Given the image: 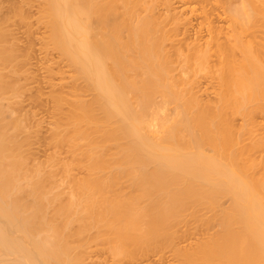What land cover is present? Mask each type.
I'll use <instances>...</instances> for the list:
<instances>
[{
	"label": "bare ground",
	"instance_id": "1",
	"mask_svg": "<svg viewBox=\"0 0 264 264\" xmlns=\"http://www.w3.org/2000/svg\"><path fill=\"white\" fill-rule=\"evenodd\" d=\"M37 1L38 19L47 32L44 44L71 70H63L69 81L58 82V88L52 85L50 95L57 115L50 136L55 145H68L71 158L61 162L60 172L59 167L51 169L54 158L46 172L25 161L17 134L27 131L26 125L6 108L12 102L8 93L19 92L20 82L16 86L8 78L19 76L22 53L17 54L20 48L9 41L12 28L8 31L2 25L8 20L0 16V264H106L88 260L92 251L102 250L112 264L164 245L174 249L180 264H264V157L250 155L255 147L264 149V135L252 129L253 114L264 112V42L251 45L239 38L241 29L250 28L256 18L264 25V0L217 3L226 21L218 15L232 29L230 37L227 25L220 31L223 27L212 24L218 11L213 15L210 1L177 0L182 5L174 6L171 2L176 0H158L164 5L161 17L171 16L173 26L180 22L179 26L181 14L189 11L200 12L199 25L202 19L207 23L210 37L206 39L207 32L205 41L184 39L185 51L183 39L173 45L168 33L164 37V29L156 27L158 7L152 13L150 2ZM12 4L11 14L28 19L21 1ZM142 9L150 13L144 15ZM141 10L143 15L138 14ZM172 15L180 21L175 23ZM214 27L219 29L215 35L227 31L228 38H213ZM167 102L175 103L173 116H160L165 120L157 129L161 133H149L152 120L148 118L147 125V109ZM235 116L241 119L238 127ZM97 137L106 140L104 145L111 141L113 146L109 142L104 148L114 151L107 154ZM221 198L228 204H220ZM189 218L202 228L217 222V229L206 227L212 233L207 229L195 243L175 248L178 223Z\"/></svg>",
	"mask_w": 264,
	"mask_h": 264
},
{
	"label": "rangeland",
	"instance_id": "2",
	"mask_svg": "<svg viewBox=\"0 0 264 264\" xmlns=\"http://www.w3.org/2000/svg\"><path fill=\"white\" fill-rule=\"evenodd\" d=\"M13 1V2H12ZM20 1H21V5H23L24 6V8L26 9V12L28 13V19L26 18V19H23V20H21L20 18H19V16H17V14H16V16H15V13H13L12 12V14H11V7H12V3H15V4H17L18 2H19V4H20ZM171 1V0H170ZM210 1V4H209V6H210V8H212L211 10L213 11V15H214V13L215 12H217L218 11V13H215V14H220L221 15V17H223V15L221 14V11L219 12V10L221 9L220 8V5L219 4H217V3H221V1L222 0H220V2L217 0H206V2L208 3ZM212 1V2H211ZM26 3V5L24 4V3ZM144 5H147V3H148V5L147 6H149V2L151 3V5L153 6V7H151L150 6V10H151V12L152 13H154L155 11H153L154 10V8L156 7H158L157 8V12L155 13V14H157V17H158V19L160 18V20H158L160 23V26L157 24L156 25V27H158V29H162L164 32H162V30H160V31H158V33L160 32H162L163 33V35H164V37H166V33H168V35H167V38H169V39H171L173 42L175 41L176 43L174 44L173 43V45H176V46H178L179 44V42H177L178 40L177 39H183V42H181L180 43V45L182 44V43H184L185 44V41L187 40H190L191 41V39L192 38H195V40L194 41H196L197 39L196 38H200V39H202L203 41H205V39H204V36H206V34H208L209 33V36H206V39H207V37L209 38L210 37V31H209V26L207 25V28H208V31L206 30V25L205 24H207V23H205V21H203V19H202V22H204L203 23V25H199V23H200V21L199 20H201V18H202V15L200 14V12H196V11H194L193 13L195 14V13H197V16H195L192 12H184L183 14H181V24L180 25H182L183 24V27H181L180 28V25L178 26V24L180 23H178V19H179V21H180V17L178 18V19H176V17L174 16V15H172V17L174 18V21H175V23L177 22L178 24L177 25H171V20L172 19H170L171 18V16L169 17V15H165V20H166V17L168 16V18H169V20H168V18H167V20H166V23H165V20H164V15L162 14V16H163V18L161 17V10L163 9L164 10V8L162 7V6H164L163 4H162V1H161V5H160V1H159V3H158V0H157V3H156V1L155 2H153L152 0H149L148 2H147V0L145 1L144 0ZM176 2V3H175ZM189 2H191V4H193L194 6H195V4H196V2H192V1H188V4H189ZM206 2H205V4H203L201 1H200V3H202L201 5H206ZM214 2L217 4V7H216V9H214L215 8V4H214ZM0 16H2L3 18H4V20H5V22H7V20H8V22L6 23L7 25H5V23H3L2 25L9 31V30H11V28H12V30L11 31H9L8 33H10V35L12 34V32H13V36H9L10 38H9V41H10V39H11V41L10 42H12V40L14 41V43H15V45L14 46H16V49H17V47H19L18 49V52L19 53H17V54H19L20 55V53H22L23 54V56H22V54L20 55V56H18L19 58H18V60H21V61H18L19 62V64L20 65H18L19 67H21V68H19L18 67V73H19V76H18V74L17 73H14L16 76H18V77H16L15 75V78H18V79H16V80H14L15 78L13 77V76H11V75H13V74H9L10 76H9V81L11 82V83H13V84H16V86H18V83H19V85L20 86H22V87H20V86H18V88H19V92H17V94H18V96H17V94L16 95H14L13 93V91L12 92H9L8 93V96L9 97H7V98H9V101L8 102H10V99H11V101L12 102H10V103H8V107H6L7 109L9 108V110H11L13 113H12V115H13V117L16 119L17 118V121L18 122H24L22 125H26V130L27 131H25V132H20L19 131V133L17 134L19 137H20V141H22L21 143H22V152L24 153L23 154V156L24 155H26V162H27V164H29L30 165V168H34V167H31L32 165H40V166H42L41 168H42V170L43 171H45V169H46V171H49V170H51L52 168H58L59 167V169H60V164H62L61 162H64V160L66 161V162H69V159L71 158V155H70V153H69V148H68V145L66 144V143H60V142H58L59 143V145H58V143L55 145L54 144V140L52 141V137L50 136L51 134H52V129H53V127H54V122H55V119H56V117H57V115L55 114V112L53 111L54 109H53V107H52V100H51V97H50V95H51V89H53V86L52 85H55L54 87L56 88V86H57V88L59 87V85H60V83L62 84V82L64 83V81L65 82H68L69 80H68V78L66 79V78H63V77H65V72L63 71L64 69H65V71H66V73L68 74L69 72L68 71H71L69 68H68V66L66 65V62H65V60L63 61L62 59H61V57L59 56V54L57 53V51H55L54 49H51V48H49V47H47V46H45V44H44V37L46 36V34H47V32L45 31V28H44V25H43V23H42V21L41 20H39L38 19V16H39V12H38V1L37 0H0ZM34 4V6H33V4ZM153 3H154V5H153ZM172 3V5H174V3H175V5L176 6H178V5H182L181 4V2H178L177 0L176 1H172L171 2ZM198 3V2H197ZM200 3H198V4H200ZM234 3H237V2H234ZM8 4V6H6ZM28 4V5H27ZM155 4H157L156 6H155ZM159 4V5H158ZM178 4V5H177ZM187 4V3H186ZM198 4L196 5V6H198ZM174 5V6H175ZM192 5V6H193ZM222 5H223V2H222ZM191 6V5H190ZM207 6V5H206ZM205 7V6H204ZM141 8H143V6L141 7ZM155 8V9H156ZM197 8H200V5L197 7ZM208 10H209V8H208V6L206 7ZM217 8H220V9H218L217 10ZM144 9V8H143ZM142 9V10H143ZM142 10L140 11V13H138L139 15H143V13L141 14V12H142ZM158 10H160L159 12H160V14H159V16H158ZM162 10V12H164ZM214 10H215V12H214ZM212 11H211V13H212ZM10 12V13H9ZM137 12H139V7L137 8ZM143 12H145L144 13V15L146 14V12H149L150 13V11H144L143 10ZM8 13V14H7ZM191 13L193 14V15H191ZM3 14V15H2ZM5 14V15H4ZM14 14V15H13ZM148 14V13H147ZM198 14H200V15H198ZM11 15V16H10ZM37 15V16H36ZM217 15H214L213 17H212V24H213V22H214V24L213 25H215V23L217 24V25H219L220 27H223V29L221 28L220 29V31L221 30H223V31H225L226 30V25H227V22L225 23V21H226V19H227V17H223V19L225 20H223L222 18H220V16L218 17ZM8 18H6V17ZM155 16V15H154ZM179 16V15H178ZM177 16V17H178ZM198 16L200 17V19L198 18ZM218 18H217V17ZM10 17V18H9ZM35 17H37V18H35ZM191 17V18H190ZM31 18V19H30ZM220 18V19H219ZM12 19V20H11ZM37 19V20H36ZM164 20V23H162L163 22V20ZM176 19V20H175ZM25 20V21H24ZM173 21V20H172ZM25 22H26V24H25ZM183 22H185L186 24H184ZM199 22V23H198ZM258 22H259V17H258V19L256 18V21H254V23L251 25L252 26V28H251V26H249L250 28H247L246 30L244 29V31L242 32V29H241V32H240V36H239V38L240 39H242V40H244V42L246 41V42H249V43H251V45L253 44H261V42H264V27H262V26H264L263 25V23L262 24H258ZM164 24L163 25V27H162V24ZM11 24V25H10ZM173 24V23H172ZM258 26H261V27H253V25L254 26H256V25ZM9 28H8V27ZM177 26V27H176ZM185 26H187L188 27V29H186L185 28ZM155 27V28H156ZM230 26L229 25H227V31H228V35H229V37H230V29L228 30V28H229ZM175 28H178V29H176V31H175ZM215 28V27H214ZM212 29L211 31H213L212 32V34H213V36H212V34H211V36L214 38V32L216 31V30H219V29H217V28H215V29ZM225 28V29H224ZM255 28V29H254ZM181 29H184V32H182L181 31ZM185 29H186V31H185ZM254 29V30H253ZM232 30V29H231ZM239 30V29H238ZM237 30V31H238ZM250 30V31H249ZM220 31L215 35V37H217V38H221V40L222 41H224V36H225V34H226V36L225 37H227V31L225 32V34H224V32H221L220 33ZM251 31H252V33H251ZM208 32V33H207ZM233 32V31H232ZM216 33V32H215ZM236 35H239V33H235ZM199 35H201L200 37H199ZM202 35H203V38H201L202 37ZM219 35V36H218ZM221 35V36H220ZM222 35H224L223 37H222ZM253 35V36H252ZM198 36V37H197ZM231 36L233 37L234 36V32L233 33H231ZM13 37V38H12ZM244 37V38H243ZM187 38V39H186ZM228 38V37H227ZM246 38V39H245ZM169 39H164V41H165V43L167 44V42H168V45L169 44H172V43H170V40ZM174 39V40H173ZM184 39H185V41H184ZM199 39V40H200ZM249 39V40H248ZM177 40V41H176ZM193 40H192V42H193ZM198 40V41H199ZM180 41V40H179ZM182 41V40H181ZM189 41V42H190ZM251 41V42H250ZM254 43H253V42ZM257 41H260V42H257ZM189 42H187V43H189ZM202 42V41H201ZM245 42V43H246ZM13 43V44H14ZM19 43V44H18ZM203 43V42H202ZM17 44H18V46H17ZM43 44V45H42ZM256 44V45H257ZM181 47H182V50L183 51H185V48H184V45L182 46L181 45ZM180 47V48H181ZM184 48V49H183ZM29 50V51H28ZM28 53V54H27ZM27 56V57H26ZM21 58V59H20ZM212 58V57H211ZM58 59H59V61L61 60V62L59 63V61H58ZM18 62H16V68H17V63ZM61 66H60V65ZM23 65V66H22ZM59 65V66H58ZM59 67V68H58ZM62 67V69H60ZM24 68V69H23ZM52 68V69H51ZM68 68V69H67ZM6 69H4V71H5ZM22 70H24V71H22ZM50 70H53V72H51ZM7 71V70H6ZM16 71V72H17ZM50 72H51V74H50ZM57 72V73H56ZM7 73V72H6ZM24 73V74H23ZM62 73V74H61ZM63 74H65L64 76H63ZM70 74V73H69ZM62 75V78H59L60 76ZM13 77V78H12ZM68 77V76H67ZM13 79V80H12ZM201 83L204 85V84H206V80H203L202 78H201ZM203 81H204V83H203ZM58 82H60L59 84H58ZM200 83V84H201ZM57 84V85H56ZM201 84V85H202ZM64 88V87H63ZM65 90V89H64ZM209 91H210V89H208ZM48 92V93H47ZM10 94H13V95H10ZM11 97V98H10ZM210 97H212L211 96V94H210ZM160 99V96H157V100H159ZM211 99V98H210ZM15 101V102H14ZM18 102V103H17ZM169 103H171V104H169ZM174 102H167V103H165L166 105L165 106H163V107H165V109L162 107V106H159V105H151V106H153L154 107V109H155V107H156V109L155 110H153V107H149L150 108V110H149V108L147 109V111H146V113H145V115H144V119L146 120V121H148L147 122V125H149V123H150V121H151V126L148 128V126H147V130L149 131V129L151 130V131H149V133H152V134H155V132H156V134H159V133H161L160 132V130H158L159 132L157 133V129L159 128V126L161 127L162 126V121L163 122H165V120H167V118H170L171 116H173V112H171L173 109V106H175V103L173 104ZM65 104V103H64ZM62 105V108L63 107H66V105ZM173 105V106H172ZM167 106V107H166ZM172 106V107H171ZM160 107H162L163 109H161ZM171 107V108H170ZM11 108H13V109H11ZM152 108V109H151ZM166 108H168L170 111H167L166 110ZM64 109V108H63ZM66 109V108H65ZM172 109V110H171ZM154 112H153V111ZM158 110H161V111H158ZM5 111V110H4ZM151 111L153 112V113H151ZM6 112V111H5ZM168 112H170V114L168 113ZM7 113V112H6ZM11 113V112H10ZM148 114V115H147ZM154 114V115H153ZM169 114V115H168ZM156 115V116H155ZM158 115V116H157ZM153 116V117H152ZM160 116H164V117H166V119L165 120H163L164 119V117H161L160 118ZM150 119V121H149V119ZM152 118V119H151ZM159 118V119H158ZM254 118V119H253ZM160 119H161V121H160ZM20 120V121H19ZM252 120H253V127L254 128H252V129H254V130H256V132L253 130V134H255L256 133V135H258V133H259V136H260V134L263 136L264 135V112H257V113H255V115L253 114V117H252ZM233 121H236V122H233L234 123V125H236V127H238L237 125H238V123H240L241 122V119L239 118V117H236L235 116V119L233 120ZM238 121V122H237ZM161 123V124H159V123ZM167 122V121H166ZM237 123V124H236ZM24 125V126H25ZM52 126V127H51ZM260 127V128H259ZM257 128V129H256ZM162 129L163 128H161V131H162ZM155 130V131H154ZM69 132V131H68ZM67 132V133H68ZM24 133H25V135H24ZM27 133V134H26ZM71 132H69V134H70ZM243 136H246V135H243ZM243 136H241L242 138H244V139H247L246 137H243ZM255 136V135H254ZM19 137H17V138H19ZM99 138V139H98ZM102 138V137H101ZM241 138V139H242ZM97 140H98V143L100 144L102 141H103V145L101 144V146H100V148L103 146V149H105L104 147H106V145H110V144H112V146H113V143L111 142V141H109V142H111L110 144H109V142L107 141L106 142V144L104 145V141H106V140H100V137H97L96 138ZM243 140V139H242ZM51 141V142H50ZM82 141V139L79 141V142H81ZM85 141V140H84ZM83 141V142H84ZM246 141H249V139H247ZM246 141H241V142H243L244 143V146H247V143H245ZM64 142V141H63ZM240 142V143H241ZM108 143V144H107ZM242 143V144H243ZM243 146V145H242ZM109 148H111V149H109ZM113 148L114 147H108L107 148V150H113ZM257 147H255V148H253V149H251L250 150V155L252 156V157H254V158H256L257 157V159L259 158V156L260 155H262V158L264 157V155H263V153H264V149H262V148H260V147H258L259 149H256ZM107 150L105 149L104 151L105 152H107ZM107 152V154L108 153H111V152ZM114 151V150H113ZM259 153H258V152ZM263 151V152H262ZM255 152H257V153H255ZM210 154H212V152H210ZM261 157V156H260ZM24 158H25V156H24ZM53 158L55 159V160H57L58 162H60V163H57V161H54L53 160ZM69 158V159H68ZM52 160L54 161V164H52L53 162H52ZM60 160V161H59ZM68 160V161H67ZM55 163H57V165H59V166H57ZM51 164H52V166L53 167H51ZM28 165V166H29ZM37 167V166H36ZM51 167V169H48L47 170V168H50ZM54 168V169H55ZM58 169V171L60 172L61 171V169L59 170ZM74 171L73 172H75L76 170H77V168H75L74 169V167L72 168ZM56 170V169H55ZM45 171V172H46ZM58 176V178L61 176L60 175V173H58L57 174ZM61 192H63V194L65 195V190L63 191V190H61ZM62 196V198H64L65 196L62 194V193H60ZM222 200L224 199V198H221ZM222 200H219V203L220 204H224V205H227L228 203V201H227V198H225L224 200H223V202H222ZM224 202H226L227 204H225ZM224 205H222V206H224ZM212 213L210 212V215H211ZM192 220V221H191ZM188 222L190 221L191 223H192V225H194V226H192L191 224H189L188 222L187 223H185V222H179L177 225H178V227H180L179 229H178V232H179V235H177V236H180V237H182V239L181 238H179L180 240H177L178 239V237L177 236H175L176 238H174L173 240L175 241V244H174V241H173V245H176V246H174L175 248L176 247H182V244H184L183 246L184 247H188L189 245H186V243L187 244H189L188 242L190 241L191 243H195V241H197L199 238H197V240L195 239L194 240V238H196V237H200L199 235H201L202 237H203V235H202V233L203 234H208V232H206V230L208 229V228H210V229H212V231L214 232L216 229H217V225H216V227H215V224H217V222H213V223H211L210 225H211V227H210V225H206V227H208L206 230H205V225H203V228H204V231H205V233H204V231L202 230L203 228H202V226H200L199 225V223L195 220V223L193 224V219H191V218H189L188 220H187ZM196 222L198 223V224H196ZM186 225H185V224ZM181 224H182V227H181ZM187 224L188 225H190V226H188L187 227ZM214 225V227H213V225ZM176 225V226H177ZM195 225H196V228H197V225H198V227L200 228H198V229H196L195 228ZM178 227H176V228H178ZM186 227V228H185ZM192 227H193V229H192ZM219 227V226H218ZM189 231H188V230ZM210 229H208V231H210ZM215 229V230H214ZM185 230H186V232H185ZM191 231H192V233H191ZM212 231H210L211 233H212ZM182 232H184L183 234H182ZM189 232V233H188ZM180 233L182 234V236L180 235ZM185 233H187L186 234V237L187 238H185ZM205 236V235H204ZM201 238V237H200ZM186 239V240H185ZM176 241L177 242H179L180 243V245H179V243L177 244L176 243ZM194 241V242H193ZM171 245V244H170ZM172 245V246H173ZM178 245V246H177ZM186 245V246H185ZM191 245V244H190ZM193 245V244H192ZM165 247H167L166 249H165ZM171 248V246H168V245H164L163 247L162 246H160V248H161V250H156L155 248H157V249H160L159 247H153V249H152V247L151 248H149V249H147L146 251L147 252H149V254H146L147 252L145 251V250H143L142 251V254H141V252H140V256H141V258L142 259H140L139 257V254H137L138 256H137V258H135V256H136V254L134 255V260H133V262H135L136 263V261L138 260V258L140 259V260H138L139 262H140V264H144V263H146V264H180V259L179 258H176V257H173V255L175 254L174 252H172L174 249H169V248ZM174 247H172V248H174ZM171 251V253H170V251ZM103 252H105L104 254L107 256H105V255H103V252H101L100 251V253L99 252H95V254H93L94 253V251H92L93 253H91L90 254V257L91 258H88V260L89 259H91L92 260V258H95L96 260L94 261V260H92L93 262H98V261H100V262H105L106 261V264H109L110 263V258H111V256L109 255V254H106V253H108L107 251H104V250H102ZM139 252V251H138ZM97 253V254H96ZM98 253H99V255L100 256H103L102 258H103V261H102V258L100 257V256H98ZM101 253H102V255H101ZM157 253V254H156ZM173 253V254H172ZM146 254V255H145ZM151 254V255H150ZM150 257H149V256ZM172 255V256H171ZM94 256V257H93ZM108 256H110L109 258H108ZM143 256H145V258L143 257ZM175 256V255H174ZM123 257H125V256H123ZM123 257H120V258H122V260L120 261V263H118V264H133V262H132V257H130V258H128V260H127V256H126V259L125 258H123ZM146 257H147V259H146ZM178 257V256H177ZM173 258V259H172ZM174 258H175V262H174ZM119 259H116V260H114L113 262H112V264H114V262H116V261H119ZM130 259H131V261H130ZM143 259H145V260H143ZM149 259V261H146V260H148ZM87 259L85 260V261H88ZM105 260V261H104ZM109 260V262L107 263V261ZM151 260V261H150ZM177 260H178V263H177ZM112 261V260H111ZM144 261V263H142ZM146 261V262H145ZM139 262L137 263V264H139ZM117 263V262H116ZM115 263V264H116ZM134 263V264H135ZM111 264V263H110Z\"/></svg>",
	"mask_w": 264,
	"mask_h": 264
}]
</instances>
